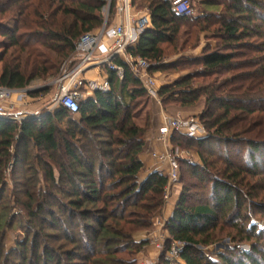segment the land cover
I'll return each mask as SVG.
<instances>
[{
  "label": "trees",
  "instance_id": "1",
  "mask_svg": "<svg viewBox=\"0 0 264 264\" xmlns=\"http://www.w3.org/2000/svg\"><path fill=\"white\" fill-rule=\"evenodd\" d=\"M16 1L29 3L42 45L60 60H71L73 67L77 41L103 26L102 10L108 4L110 13L115 8L114 0H36L32 4V0ZM130 1L132 5L136 0ZM199 6L201 14L193 20L194 29L209 35L216 45L208 44L198 57L188 60L199 65L196 76L186 75L163 86L158 96L164 107L191 108L200 99L205 100L199 120L206 135L188 138L174 132L171 143L197 148L200 164L180 160L178 169H187L209 189L205 196L208 201L188 207L183 191L165 230L170 242L184 244L178 252L184 264H264V230L251 224L249 214L256 208L264 215V203L256 201L259 188L251 182L264 175V134H252L251 130V117L264 114V0H203ZM149 15L151 28L127 53L147 61L149 72L154 73L165 68L160 66L161 46L174 43L182 25L191 22L192 17L173 14L168 0H156ZM115 63L123 68V79L119 81L114 72L105 70L109 91H97L81 99L75 115L58 107L39 118L20 122L0 119V258L3 256L6 264L12 256L17 261L13 264H62L63 257L68 264H75L77 253H83L79 257L86 264H134L127 260L113 263L116 259L111 255L112 248L135 255L147 245L135 243L132 232L149 229L162 207L168 182L160 173L139 182L143 169L139 156L149 114L144 125H139L134 122L133 109L140 99L149 97L129 68L119 60ZM11 64L3 67L0 87L27 88L34 76H26L19 64ZM38 66L42 76L48 71L56 74L55 65L40 62ZM195 77L214 80L193 87L190 83ZM43 92L46 90L28 95ZM236 147L246 149L237 164L230 157ZM213 161L221 166L218 168ZM10 167L12 190L7 192ZM19 169L24 175H18ZM14 209L22 214L18 223L21 228L32 230L35 224L38 230L34 231L30 247L25 237L17 248L6 253L4 231L16 223ZM77 219L81 228L71 236L66 227ZM217 226L234 230L232 244L248 243L250 251L233 248L219 253L215 260L204 255L197 248L215 243ZM46 228L55 232L57 228L60 233L48 235ZM44 237L61 239L73 247L61 258L57 250L39 243L38 239ZM170 244L167 242L166 247ZM89 245L93 252H89ZM97 249L102 253L94 258ZM158 263L166 264L163 256Z\"/></svg>",
  "mask_w": 264,
  "mask_h": 264
},
{
  "label": "rangeland",
  "instance_id": "2",
  "mask_svg": "<svg viewBox=\"0 0 264 264\" xmlns=\"http://www.w3.org/2000/svg\"><path fill=\"white\" fill-rule=\"evenodd\" d=\"M114 1L115 8L111 13L109 12V4L102 10V14L104 15V22L107 20L109 25L118 23L122 18V0ZM201 1L203 0H190L191 6L193 7V15L191 16L192 21L182 25V27L180 28V33L174 43H172L171 45L165 44L161 46L163 55L160 66H165V68L162 67L164 68L163 70L156 71L153 74L163 84L162 87L172 85L175 83V81L186 75L196 76V72L200 70V67L199 65L191 64L188 60H192L193 58L198 57L208 44L210 46L216 45V42L214 40H211L212 38L209 35L200 34L199 30L194 29L195 22L193 20H195V18L197 16H200L201 14V9L199 6V3ZM32 3H36V0H32L31 4ZM154 3H156V0H136L135 3L132 4V7L137 12H149V8L153 6ZM28 4V2L18 3L16 0H0V74L3 70V67L6 64L12 62L11 65L19 64L21 70L26 73V76H34L27 88L22 90H14V96H12L11 100L9 101L11 103L10 105L13 108L12 116L15 118L20 117L25 119L39 118L45 113L54 112L58 109L59 90L63 85V83L58 82V80H60L62 76L66 75L73 69V63L71 64L70 62L71 60H60L57 54L52 53L42 45V41L37 35L40 32V29L35 26L37 22L33 19L34 17L31 13V9L27 7ZM241 52L245 54L247 53V51ZM248 54L250 55L251 52H249ZM40 62H48L50 66L51 64L55 65L57 68L56 74H54L53 71H48L44 76H42V72H40L41 68L38 66ZM44 66L45 65H42V67ZM160 66L158 68H160ZM98 72L99 70L97 69H91L87 71L85 77L88 79H99ZM212 80L214 79L208 78L203 80L199 77H195V79H193L190 84L193 87H199L211 82ZM26 90L31 91L30 93H38L43 90H46V92L37 94L35 96H29V93L27 94ZM204 102L205 100L204 98H202L196 106L191 108H184L187 109L186 111L191 110L192 112H194L193 115L187 116L186 118H196L200 122L199 115L203 112ZM138 103L140 104L136 105L133 110L135 113L134 122L139 125H144L146 114H149L148 117L150 119V114L154 105L160 106V108H162L164 112L166 111V108L169 107L180 108L172 105H167L165 107L162 106L161 98L159 96L157 98V101L149 97V100L143 98L140 99ZM179 118L186 119L185 117ZM252 118L254 122V125L251 129L253 130L252 134L257 133L258 131L264 134V119H260L264 118V114L255 113V115L252 116L251 119ZM201 126L203 127L202 124ZM166 146L168 148H171L168 152V157H174L176 153L180 155V153L182 152L181 157H186V159H189L187 161H190L194 164H200L199 156L196 153L197 148H195V146L186 144H183L182 147L174 146L171 143V139L170 145ZM245 151L246 149H241L240 147L232 148L230 156L231 161L236 164L240 163L243 160V156H245ZM187 154L188 157L186 156ZM179 161L180 160L178 159V162ZM213 164L218 168L221 166L218 162L215 161H213ZM11 169L12 167L7 170V192H11L12 190V182L10 181L9 177V174L12 171ZM180 170L181 171H179L178 169L177 180L175 182H169L167 179L168 186H166L165 188L168 187V190L164 192L162 207L160 211L155 213L149 229H135L132 232V240L135 243L147 242V245L140 249V251L135 255L127 253L125 251L124 253L120 252V249L116 250L111 246V255L116 259L115 261H112L113 263L117 261L127 260L128 262H133L134 264H159L158 259L163 256V259L166 260V264H184L178 256L170 254L172 246H176L178 243L172 241L170 242L168 233L165 230V225L167 222L166 212H168L167 206L170 201L173 185L177 183L181 188L180 198L174 209L179 205L181 197L183 195V191H185L186 197L185 204L189 207L206 203L208 200H206L205 196L209 194V189L198 182L199 180L193 177L191 173L187 171V169L182 168ZM212 172L215 173V171ZM18 175L22 176L24 175V172L19 169ZM251 182L259 188L257 190V203H264V175L257 177ZM165 196H167V199L165 198ZM261 213L262 211L254 208V210H252L249 214L250 216H252L251 224L256 226L260 230H264V215H261ZM12 214L17 217V220L12 228H6L4 231L5 235L3 240V251L6 253L11 252L15 248H17L16 246L20 242L24 241L25 237H28V246L30 247L35 238L33 236L34 231L38 230V227L35 224H32V230L27 229L26 231L24 230V228H21L19 226L18 223L21 221L19 220V218L22 219V214L20 213L19 209H14L12 211ZM58 215L61 217V219H64L62 213H59ZM81 224V221L77 219L74 221V223L67 226L66 229L68 230V233L73 236L74 233H77L80 230ZM55 230L56 232L60 233L57 228ZM45 232H47L48 235H50L51 233H56L55 231L48 228H46ZM234 233L235 231L228 228L227 226H217L216 231L213 233L215 243L207 248L198 246L197 249L201 250L204 255L212 258L213 260L216 259V256L219 253L227 252L229 250H232L233 248H235L236 250L249 252L251 248L250 244L248 243L232 244L231 237H233ZM80 237L84 238V234H81ZM140 237L145 238V240H141L138 242L137 239ZM86 238L88 239L89 237ZM59 240L61 239H48L45 237L38 239L39 243H44L51 249L55 251L57 250V254L62 258L63 252L71 249L73 245H68L64 243L63 240ZM167 242L171 243L169 248L166 247ZM86 244L88 245V243ZM152 245L154 247L149 249L148 247ZM89 247V252H93L94 249L92 248V246L89 245ZM41 253L42 251L40 248L39 254ZM100 253H102L101 250L99 251L97 249L93 257L98 258L100 256ZM81 254L83 253H77L76 258H74L73 260L75 264H86V262L84 260H81V257H79L81 256ZM3 258V256L2 258H0V264H6ZM256 258L257 260L260 259L259 256H257ZM7 262V264H13L17 261L15 256H12ZM30 264H33L32 261L30 262ZM62 264H68L64 257L62 258Z\"/></svg>",
  "mask_w": 264,
  "mask_h": 264
},
{
  "label": "built area",
  "instance_id": "3",
  "mask_svg": "<svg viewBox=\"0 0 264 264\" xmlns=\"http://www.w3.org/2000/svg\"><path fill=\"white\" fill-rule=\"evenodd\" d=\"M170 11L181 17L193 15V7L190 0H168ZM122 18L118 23L108 24L91 33L80 37L75 45L76 64L73 69L62 76L58 82L63 83L59 90L58 107H62L75 115L79 110V101L84 98L81 89L86 88L92 94L95 92L106 93L109 91V83L106 77L102 80L86 79L84 75L91 69L114 72L119 81L123 79L124 70L115 61L119 60L126 65L132 75L139 81L146 94L157 101L158 92L162 83L149 72V64L143 59H137L127 53L138 43L140 35L151 28L149 12H137L133 9L130 0H122ZM15 91L0 87V119L11 122H20L25 118L13 117V108L9 102ZM159 102V101H158ZM176 132L188 138H202L206 135L204 128L196 118L182 119L162 115L159 128V139L165 145H170L172 134ZM176 153L174 157H168L170 171L167 175L169 182L177 180L178 159L189 160ZM188 157V154L186 155ZM168 186V183H167ZM168 187L165 188V192ZM167 199V196H165ZM184 244L173 245L170 254L178 256L179 250Z\"/></svg>",
  "mask_w": 264,
  "mask_h": 264
},
{
  "label": "crops",
  "instance_id": "4",
  "mask_svg": "<svg viewBox=\"0 0 264 264\" xmlns=\"http://www.w3.org/2000/svg\"><path fill=\"white\" fill-rule=\"evenodd\" d=\"M98 76H99V79L101 80L106 77V75L102 71L98 72ZM99 79L96 78V79H90V80H99ZM80 92L83 93L84 97L93 96V94L90 91H88L86 88L81 89ZM186 110L187 109H184V108L169 107V108H166V111L164 112V110L160 108V106L154 105L152 107V112L150 114V119H149L148 131L145 134V144H144L142 153L139 156V159L143 164V169L138 176L139 182H143L152 173H160L163 176L167 177L170 171L167 158H168V152L171 148L170 147L168 148L159 139V128L162 122V114L172 116V117L177 116V117H185V118L187 116L194 114V112H192L191 110H188V111ZM180 192H181V188L179 187L177 183H175L173 185L172 194L170 196V201L167 206L168 212H166V217H167L166 221H168L174 213V210H175L174 207L177 205L179 201ZM141 240H145V238L140 237L137 239L138 242ZM152 247L154 246L152 245L148 248L151 249Z\"/></svg>",
  "mask_w": 264,
  "mask_h": 264
},
{
  "label": "water",
  "instance_id": "5",
  "mask_svg": "<svg viewBox=\"0 0 264 264\" xmlns=\"http://www.w3.org/2000/svg\"><path fill=\"white\" fill-rule=\"evenodd\" d=\"M31 91H28V90H26V93L28 94V93H30Z\"/></svg>",
  "mask_w": 264,
  "mask_h": 264
}]
</instances>
